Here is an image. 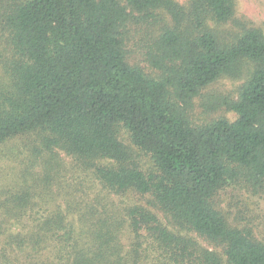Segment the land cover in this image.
Here are the masks:
<instances>
[{
    "label": "trees",
    "instance_id": "1",
    "mask_svg": "<svg viewBox=\"0 0 264 264\" xmlns=\"http://www.w3.org/2000/svg\"><path fill=\"white\" fill-rule=\"evenodd\" d=\"M234 8V0L187 8L172 0H0V145L34 137L90 167L110 195H149L171 227L140 206L125 220L110 211L97 217L92 204L70 221L69 209L43 217L33 189L10 202L20 214L22 204L30 208L25 233L3 229L15 216L3 207L0 264H264V244L230 226L215 200L229 185L264 190V36L241 24L239 33L220 30ZM157 11L171 20L155 40L158 80L127 63L123 44L133 13L150 20ZM224 77L246 78L227 107L236 119L192 126L184 109ZM134 151L156 174L139 170ZM124 224L133 236L126 252Z\"/></svg>",
    "mask_w": 264,
    "mask_h": 264
},
{
    "label": "rangeland",
    "instance_id": "2",
    "mask_svg": "<svg viewBox=\"0 0 264 264\" xmlns=\"http://www.w3.org/2000/svg\"><path fill=\"white\" fill-rule=\"evenodd\" d=\"M172 1L181 8H187L191 0ZM234 3V21L220 27V30L239 33L242 28L234 24H241L246 28L258 30L264 36V0H234ZM170 22V17L165 12L157 11L150 20L142 19L133 13L125 25L123 44L126 61L130 66L139 68L149 78L158 80L163 76L164 71L154 66L156 62L161 61L158 60L160 54L155 48V40L169 27ZM245 81V77L239 79L224 77L202 89L192 99L190 106L184 109L190 124L199 127L218 119L233 122L236 115L227 107L237 99L239 89ZM178 106L183 108L181 103H178ZM119 139L124 145L130 146L129 136L125 131H120ZM133 159L146 176L156 174L148 156L134 151ZM99 163L103 165L106 161H99L97 164ZM261 187L262 184L252 183L249 185L244 183L241 186L229 185L218 193L215 200L218 211L230 226L264 244V190ZM33 189L39 194L37 198H41L43 208L39 214L43 217L50 216L56 210H61L65 214L69 209L70 221L83 214L85 205L92 204L97 209L95 211L97 217L106 218L107 212L110 211L115 218L125 220L126 210L140 206L151 210L171 229L164 216L150 205L152 199L149 195L135 193L110 195L96 181L90 167L79 165L61 151L47 152L39 148L34 137L20 136L0 145V221L4 206L15 208V216L11 213L8 221L3 224L6 232L27 231L30 225V208L22 204L23 210L20 214L17 210L19 206L17 204L13 206L10 202L14 197L18 195L23 197ZM191 237L203 248L223 255L220 248L194 234H191ZM119 240L124 252L131 248L133 236L126 224L121 230ZM2 242L3 238H0V245Z\"/></svg>",
    "mask_w": 264,
    "mask_h": 264
}]
</instances>
